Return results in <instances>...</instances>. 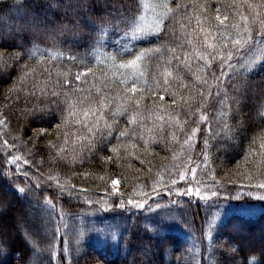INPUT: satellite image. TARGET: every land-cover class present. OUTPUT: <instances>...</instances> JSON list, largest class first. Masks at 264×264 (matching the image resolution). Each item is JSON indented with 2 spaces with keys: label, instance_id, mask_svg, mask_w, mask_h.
I'll use <instances>...</instances> for the list:
<instances>
[{
  "label": "trees",
  "instance_id": "1",
  "mask_svg": "<svg viewBox=\"0 0 264 264\" xmlns=\"http://www.w3.org/2000/svg\"><path fill=\"white\" fill-rule=\"evenodd\" d=\"M167 2L157 32L163 10L141 0H0V264H264V0ZM241 16L243 47L225 38ZM197 185L214 194H181ZM25 207L38 223L11 235Z\"/></svg>",
  "mask_w": 264,
  "mask_h": 264
},
{
  "label": "snow or ice",
  "instance_id": "2",
  "mask_svg": "<svg viewBox=\"0 0 264 264\" xmlns=\"http://www.w3.org/2000/svg\"><path fill=\"white\" fill-rule=\"evenodd\" d=\"M141 4H142V6L145 7V8L152 7L154 10H155V9H162V10H163V11L161 12V14H160L159 19H158L157 22H156V25H155V31H157V32L161 31L162 28H163V19H164V17L168 16L169 14L173 13V11H174V9L171 8V7L169 6L167 0H160L159 3L153 4V5L144 4V3H143V0H141ZM139 6H140V5H138V7H139ZM187 7H188L187 5H185V4L181 3V2H178V3L176 4V10L184 9V10L186 11ZM194 7H199V5H194ZM249 7H252V5H249ZM216 11L219 12V8H217ZM141 18H142V17H141ZM196 19H197V22L200 23L199 17H197ZM215 19H216L217 21H219V23H220L221 25H223L224 20L227 19V16H225L224 19H221V16H220V15H217V16L215 17ZM241 19L244 21V27H243V28H240V26H239L238 24H234V25H232V27L235 28V29L237 30V35H236V37H235V38L225 37V38H226V39H231V40H232V43H233L234 45H238V46H240V47H243L245 44H247L249 41H251V40L253 39V37H252V31H251L250 27L248 26V20H247V17H243V16H241ZM259 23H260V31H259L258 35H259L261 38H264V20H260ZM142 31H143L142 28H139V27H133V28H132V31H131L132 38H133V39L137 38V35H136L137 32H142ZM201 31L204 32V29H201ZM105 33H106V29H105L104 26L102 25V26H101V29H100V40H102V39L104 38ZM125 34L127 35V33H125ZM209 35H210V33L205 32V36H206V37L209 36ZM100 40H98L97 43H100ZM259 43H264V39H261V40L259 41ZM205 44H206V46L209 47V48H215V47H218L217 45L209 44V43L207 42V39L205 40ZM37 47H38V46H35V45H34V47H33V49H32V52H31L32 55H35V52L37 51ZM151 51H159V49H154V50H153V49H145V50L142 51L139 55H137V56L135 57L134 60L129 61L127 64H121L120 67H121V68H124V67H136L137 63H138L139 61L143 60L144 57H145V55L148 54V53L151 52ZM194 54H195V56H196L198 59L204 60V62H205V68L208 69L209 72H211V62H210V60L208 59V57H207L204 53H202V52H200V51H195ZM60 55H62V53H60L59 51H54V52L51 53V58H52V59H56V58H58ZM231 59H232V52H231V51H229V52L227 53L226 56H224L223 54H221V60H222V63H223L225 60H227V61H231ZM186 61H187V58L185 57V61H184V62H185V64H186V66H187ZM254 64H255V60H246V61H244L243 64L240 65V68H242V69L244 70V72H247V71H250V70L252 69V67H253ZM228 67H229L230 69H231V68H234V66H233L231 63L228 64ZM202 70H203V69H202ZM28 74H29L28 72H25V73H24V76H27ZM80 75H81V74H77V75H76V79H77V80L80 79ZM163 75H164V77H165V79H164V84L167 85V84H168V79H167V78L170 77V76H172V73H171L170 71L165 70L164 73H163ZM212 75L215 76V73H212ZM224 75H225V73H224L223 69H221L220 77H216V79L219 80V79L222 78ZM234 75H235V73H234ZM240 75H243V72L240 73ZM23 78H24V77H21V79H23ZM165 90H167V89L165 88ZM128 91H131V92L135 93V92H136V88H135V87H131L130 89H128ZM52 95H56V93L53 92ZM217 95H220V93L217 92ZM225 97H226V94H225ZM221 103H224V101L222 100ZM46 107H47V106H45V108H46ZM70 107H71V106H70ZM36 111L43 112V111H45V109H44V108H37ZM70 114L74 115L75 113L72 112V113H70ZM261 115H264V111L261 112ZM39 118H40V119H43L42 116L39 117ZM135 121H136V116L133 115V116L131 117V122H132V123H135ZM105 127H109V126L106 124ZM225 127H227V125H225ZM108 135H111V130H110V128H109V133H108ZM119 135H120L121 137H123V136L126 135V132H120ZM16 139H18V137H17ZM261 139H264V137H262ZM4 147H5V148L10 147L9 144H8V141H4ZM261 147H264V143L261 144ZM112 150H113V151H116L115 148L112 149ZM205 158H206V157H205ZM4 159H5V161H6L8 164H13V163H15V164L17 165V169H16V170L19 171V165H20V163H21V157H20V156L12 155L10 159H9L8 156H5ZM23 162H24V163H27L26 160L23 161ZM191 174H192L193 180H195V169H191ZM177 179L184 180V179H185V175H184V174H179L178 177H173V178H171V184L175 185L176 182H177ZM112 183H113V186H115V185H117L119 182L114 180ZM36 187L38 188V187H39V184H37ZM258 187L264 188V184H259ZM18 191H19V193H24V192H25V189H24V188H20ZM152 191H153V192L158 191L157 186H156L155 184L152 186ZM169 191H171V189H169ZM190 193H193V188L189 186V187H186V191H185L184 193H181V194H182V195H188V194H190ZM194 194L197 195V196L200 195V193H199V189H198V188L196 189V191H195ZM144 195H145V196H148L149 194H148L147 192H145ZM261 199H264V197H261ZM127 203L130 204V205H134V206L137 207V208L142 207V204H141V203H139V202H135V201H133L131 198H129V199L127 200ZM121 206H123V202H121ZM57 230H58V229H57ZM4 243H5V241L0 240V254H2V253L4 252Z\"/></svg>",
  "mask_w": 264,
  "mask_h": 264
},
{
  "label": "rangeland",
  "instance_id": "3",
  "mask_svg": "<svg viewBox=\"0 0 264 264\" xmlns=\"http://www.w3.org/2000/svg\"><path fill=\"white\" fill-rule=\"evenodd\" d=\"M13 19L14 20H18V17H16L15 15H14V17H13ZM5 22V20L3 21H0V23L2 24V23H4ZM39 22V20L38 19H32V21H30V23H35V24H37ZM199 189V193H200V195H199V197H202V196H206L207 194H214V193H212V192H209V193H207V186H200V185H197V187H194V191H193V193L192 194H194L195 193V191H196V189ZM195 195V194H194ZM211 196H213V195H211ZM171 201H173V200H171ZM13 203H12V201L11 200H9V199H7V204H6V206H5V210L6 209H8V208H10L11 207V205H12ZM30 209H31V207H25L24 208V211L20 214V215H18L17 216V219H16V222H15V226H14V228L11 230V231H9L10 233H11V235H15L16 233L17 234H20V231L19 230H21V223H23V218L24 217H26L27 218V220L25 219V222L27 223V226H30L31 228H33V226L35 227L36 225L35 224H37L38 223V220L36 219V218H33V217H30L29 216V213H30ZM135 239H134V244L135 245H139V247L140 248H142L143 246H141L140 244H139V242L137 243V241H138V237H137V235H135ZM243 238H246V237H243ZM247 239H250V237H247ZM256 246H259V244H257L256 243ZM144 250V249H143ZM149 250H146V251H141V252H135L134 253V255L131 257V259L132 260H134V259H138V258H144V259H147L146 261V263L147 264H152L151 262H150V257H149ZM145 261V260H144Z\"/></svg>",
  "mask_w": 264,
  "mask_h": 264
}]
</instances>
